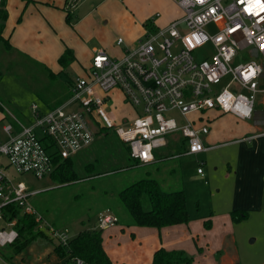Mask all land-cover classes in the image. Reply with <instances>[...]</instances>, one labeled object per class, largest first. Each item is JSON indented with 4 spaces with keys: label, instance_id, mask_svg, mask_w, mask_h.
<instances>
[{
    "label": "built area",
    "instance_id": "2783aa9c",
    "mask_svg": "<svg viewBox=\"0 0 264 264\" xmlns=\"http://www.w3.org/2000/svg\"><path fill=\"white\" fill-rule=\"evenodd\" d=\"M72 1L70 0V4ZM181 14L166 25L153 23L152 15L144 35L121 56L94 51L84 73L70 78L69 95L57 105L42 110L31 104V120L3 125L0 137V247L12 243L17 231L4 214L15 204L32 213L37 229L45 230L58 243L70 235L55 227L31 205L36 189L14 181L7 169L31 172L35 177L53 171L54 154L61 158L90 146L97 134L113 129L128 145L129 154L140 163L153 158V150L166 143V136L179 133L185 141L183 153L204 151L211 145L204 137L210 126L191 113L215 109L237 120L251 119L257 94L264 95V12L256 0H174ZM264 4V0H260ZM212 26L213 30H210ZM123 42L118 37L117 44ZM207 47L201 57L197 50ZM249 48L250 58L231 65L237 52ZM252 56H255L253 58ZM228 80L220 86L223 79ZM119 90L133 112L117 122L111 115L112 91ZM184 116L178 122L171 111ZM246 135L241 139H252ZM197 172L202 175L201 168ZM97 228L113 225L116 217L108 210L97 214ZM75 264H87L73 258ZM0 264H12L0 252Z\"/></svg>",
    "mask_w": 264,
    "mask_h": 264
},
{
    "label": "rangeland",
    "instance_id": "374dc122",
    "mask_svg": "<svg viewBox=\"0 0 264 264\" xmlns=\"http://www.w3.org/2000/svg\"><path fill=\"white\" fill-rule=\"evenodd\" d=\"M89 2L90 0L87 3ZM74 20L73 13L66 19L70 26L74 24ZM210 30H213L212 26ZM111 32L115 38L118 35L122 36L121 26L118 24ZM119 48L118 45H111L106 52L112 57H119L123 53V51L120 53ZM207 50V47L200 48L196 54L202 57ZM242 57H251L249 48L237 52L231 65L241 62ZM81 65L83 62L76 60L65 68L55 67L58 68L57 70L51 68L50 70L59 71L57 79L47 77L42 70L26 64L5 69L0 77V98L4 97L6 100L13 98L15 102L10 101L11 105L22 106L24 114L30 116L31 103L44 108L35 94L36 90L42 89L48 95H52L54 91H57L58 95L63 94L67 91L64 88L66 86L62 85L66 83V79L84 73L85 68L83 69ZM227 80L228 77H225L220 86ZM262 98L264 95L258 93L254 111L264 109ZM116 106L115 108L113 105L111 115L120 122L124 115L130 114L131 109L129 105H123L120 96H117ZM171 114L178 122L184 121V116L178 110L171 111ZM244 123H248L249 126L256 124L254 119ZM244 123L235 121L227 115L219 116L217 120L208 122L210 130L206 141L211 145L209 148L198 153H179L185 146V141H178L179 151L166 150L165 146L159 149V152L164 149L165 154L170 151L178 152L177 154L168 155L149 166L142 164L132 166V160L126 154V143L119 139L113 129H106L97 134L90 146L73 157L74 168L81 178L67 183L60 184L49 175L37 178L31 172L18 173L12 168H8L7 172L14 181H22L28 189L37 190L28 198L31 205L54 225L64 228L71 237L78 229L91 227L93 224L98 226V210L105 207L117 213L118 223L125 226L130 216L121 205L117 192L140 177L153 176L165 189L184 190L191 220L211 215L212 221L216 222V228H219L216 231L227 233L225 246L230 254L237 258V264H262L264 263V142L257 146L259 153L256 156L259 159L256 164V175H260V188L257 189L254 185L246 189L241 185L243 190L235 192V186L239 184L235 178L238 172L240 173V169L242 170V167H237L239 146L235 139L245 135L237 130L239 126L244 127ZM179 136H181L179 133L169 134L166 139H170L173 143ZM198 167L201 168L202 175L197 173ZM233 210L236 211L233 213L235 218L232 216ZM228 215H231V220ZM229 238L233 241L235 255L232 253L233 247L228 242ZM9 249V244L0 247V251H6L8 254H10ZM24 250L27 252L25 261L22 263L20 257L14 254L11 258L12 264H49V260L53 261L52 242L47 238L38 237L32 240ZM192 258V264L210 262L203 256Z\"/></svg>",
    "mask_w": 264,
    "mask_h": 264
},
{
    "label": "crops",
    "instance_id": "0c3cea01",
    "mask_svg": "<svg viewBox=\"0 0 264 264\" xmlns=\"http://www.w3.org/2000/svg\"><path fill=\"white\" fill-rule=\"evenodd\" d=\"M71 1L73 5L70 4V0H6L7 18L2 34L15 48L37 61L40 60L39 62L42 61L48 68L54 70L62 68L58 62V56L66 47H69L75 57L71 63L80 60L83 62L84 66H81L84 69L90 64L91 57L96 50L106 52L111 45H118L121 53L127 48L136 46L144 35L146 23L153 12L158 13L153 21L158 26L166 25L171 19L181 14L174 0H90L89 3H87L89 0ZM68 13H73L75 18L72 26L66 21ZM116 24L121 26L122 36L118 35L115 38L111 30ZM118 37L123 39L121 44L116 43ZM55 67L58 68L55 69ZM53 72L59 75V71ZM69 82L70 78H67L66 83L62 84L67 89L64 93H68ZM112 96V108L113 105L117 107V96L121 97L123 105H129L123 100L119 90H113ZM9 101L15 102L13 98ZM41 102L44 108L39 107L40 109L50 108V104L42 100ZM262 104H264V98H262ZM16 106L14 108L21 110L22 113L23 107ZM132 108L130 106V114L133 112ZM23 114L21 122L28 123L31 115ZM10 115L13 116L11 113ZM199 115L208 122H213L222 115L243 123L250 120H237L233 115L223 114L215 109L202 113H191L189 117L197 118ZM251 119H254L255 125L250 124L249 126L248 123H244V127L239 126L237 129L245 133L244 136L255 134L257 136L249 140L235 139L239 146L237 167H242L240 173L238 172L239 176L237 174L235 178L237 182L239 181V184L235 186V192L243 190V187L250 189L255 185L259 189L261 186L260 175H256V164L259 161L256 156L259 153V145L264 142V109L254 111ZM7 122L10 121L4 120L3 113L0 112L1 138H4L3 125ZM13 123L17 128V123L15 121ZM206 136L204 137L205 143L209 144ZM210 216L196 220L190 218L188 223H178L161 228L124 226L116 222L102 228V245L112 264H152L153 253L160 247L166 250H184L191 257L203 256L210 261L208 264H237V258L232 256L225 246L227 233H219L221 230L216 231L219 228H216V222H213ZM228 216L231 220V215ZM207 219H210V227L204 225ZM93 227H95L94 224L91 227L86 226V228ZM228 242L233 247L232 253L235 255L232 239L229 238ZM51 252L53 261L49 260V264H62L64 259L54 252L53 244ZM26 254L27 252L23 250L15 256H19L23 263Z\"/></svg>",
    "mask_w": 264,
    "mask_h": 264
},
{
    "label": "trees",
    "instance_id": "16d2710c",
    "mask_svg": "<svg viewBox=\"0 0 264 264\" xmlns=\"http://www.w3.org/2000/svg\"><path fill=\"white\" fill-rule=\"evenodd\" d=\"M70 14L71 13H68V18ZM6 18V0H0V77L3 75L5 69H12L16 65L23 66L26 64V66L37 67V69L42 70L47 77L57 79V73H54L42 62L31 58L26 53L15 48L8 38L3 36L2 31ZM74 59L73 51L69 47H66L59 55L58 62L62 68H65ZM69 92L70 91L68 90V93H63L61 95H58L57 92L48 95L47 92L42 91V89H37L35 94L43 102L50 104L49 106L53 107L64 100L69 95ZM0 112L3 113L4 120L13 123L15 117L22 121L23 116L21 111L12 107L10 101L3 97L0 98ZM10 113L14 117L11 116ZM182 140L184 141L182 136H179L177 140L173 141V143L170 139H167L164 145L156 147L153 150V158L147 163H140L138 160L132 158L129 154V147L127 144L126 154L128 158L132 160V166L141 164L149 166L157 160H162L168 155L178 153H172L170 151L165 154L164 149L162 152H159L160 147L165 146L166 150L173 149L179 151L180 143L178 141ZM183 150L184 147L180 149L179 153H182ZM75 155L61 158L59 155L57 156L54 154L53 162L55 167L49 176L57 180L60 184L80 179L81 177H78L73 164V157ZM117 196L121 205L130 216L129 221H127L125 225L153 226L161 228L163 226L178 223H188L190 220L186 207L184 190L165 189L157 178L150 175L140 177L129 183L117 192ZM4 209L6 220L8 222L13 221L12 226L17 231L15 240L9 244L10 254L6 251H0L9 260H11L14 254L22 252L32 240L37 239L38 237H43L52 242L54 252L60 258L64 259L62 264H75L73 260L75 257L82 258L87 264H112L110 257L102 245V228H97V226L93 228L84 227L70 237L67 243L61 244L54 240L45 230L37 229V222L34 214L23 212L15 204L7 205ZM105 209H108L116 217V222L118 223L119 216L117 213L113 212L111 208H102L98 210V213ZM235 212V210L232 211L233 218L236 217L233 214ZM43 218L53 226L57 227L44 216ZM210 223V219L204 221L206 227H210ZM191 262L192 257L186 251L166 250L163 247L158 248L153 253L152 258V264H191Z\"/></svg>",
    "mask_w": 264,
    "mask_h": 264
},
{
    "label": "snow or ice",
    "instance_id": "6c2138e0",
    "mask_svg": "<svg viewBox=\"0 0 264 264\" xmlns=\"http://www.w3.org/2000/svg\"><path fill=\"white\" fill-rule=\"evenodd\" d=\"M256 3L259 5V7H260V11H261V12H264V4H262V3L260 2V0H256Z\"/></svg>",
    "mask_w": 264,
    "mask_h": 264
}]
</instances>
